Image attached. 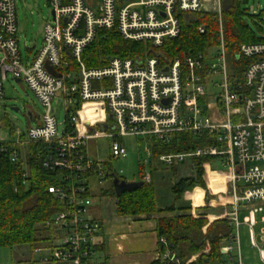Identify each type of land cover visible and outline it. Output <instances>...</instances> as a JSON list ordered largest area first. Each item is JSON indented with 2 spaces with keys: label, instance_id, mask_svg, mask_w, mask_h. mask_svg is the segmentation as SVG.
Here are the masks:
<instances>
[{
  "label": "built area",
  "instance_id": "built-area-1",
  "mask_svg": "<svg viewBox=\"0 0 264 264\" xmlns=\"http://www.w3.org/2000/svg\"><path fill=\"white\" fill-rule=\"evenodd\" d=\"M223 2L47 0L52 20L44 24L42 45L26 47L37 50L25 62L17 36L16 0H0V101L10 76L24 83L44 109L41 116L32 111L26 116L33 123L26 134L10 130L0 139V156L17 163L29 145H38L45 153L44 168L58 172L59 183L49 187V193L64 204L43 225L48 240L33 249L41 263L92 264L97 256L103 224L92 216L91 189L105 182V162L92 159L91 140L108 139L110 160L118 161L128 158L124 138L168 144L176 133L185 132L199 138L207 135L212 143L192 154L162 155L159 161L177 165L191 157H216L222 168L207 171L206 190L218 193L221 207L227 210L212 219L225 220L230 228L222 238L220 253L228 264H243L239 219L247 212L244 224L251 246L264 264V216L260 221L256 217L264 212L259 206L264 203V43L240 47L236 59L252 62L243 80H238L228 66ZM203 12L216 14L220 29L219 45L207 54L186 52L167 65H161L158 58H110L101 68H88L82 59L102 29H115L124 40L160 48L179 37L184 15ZM199 28L205 34L206 25ZM48 67L61 77L51 74ZM55 99L63 102L66 111L63 134L58 132ZM90 104L94 105L93 119L87 122L82 113ZM142 153L141 182L151 183L153 174L145 168L151 161V147L144 144ZM110 174L120 177L113 169ZM24 177H28L27 167ZM194 204L195 209L201 206ZM193 217L198 218V213ZM259 224L263 226L257 232ZM158 243L164 247L160 261L182 264L165 238ZM209 251L207 244L203 252Z\"/></svg>",
  "mask_w": 264,
  "mask_h": 264
},
{
  "label": "trees",
  "instance_id": "trees-1",
  "mask_svg": "<svg viewBox=\"0 0 264 264\" xmlns=\"http://www.w3.org/2000/svg\"><path fill=\"white\" fill-rule=\"evenodd\" d=\"M246 3L248 0H224L222 3L225 49L231 71L240 81L243 80L247 66L252 62L245 57L236 59L240 47L243 44L264 43V9L251 13L243 8ZM202 24L206 25L203 35L199 32V26ZM181 25L179 37L166 41L160 48L124 40L115 29H102L96 40L85 50L82 59L88 68L104 67L110 58H158L161 65H167L173 58L182 57L186 52L207 54L209 48L219 45L220 29L216 14H186L181 18ZM92 106L87 105L82 115L92 116ZM98 129H102V126ZM211 143L212 139L207 135L199 138L185 132L176 133L168 144L154 140L150 143L152 157L149 165L152 169V164L159 161L162 155L192 154L199 147ZM44 157L45 153L41 152L38 145H29L26 154L21 156L17 163H12L7 155L0 156V249L28 246L33 250L40 246L48 240L44 223L64 209V204L49 193L48 188L59 183L58 172L44 168ZM189 159L194 175L172 182V205L166 208L158 206L153 177L151 183H143L142 186L120 195L116 194L114 186L111 187L117 214L135 220H155L159 240L166 239L182 264H187L193 256L197 257L189 264H228L220 253L222 238L230 232L228 222L216 220L210 223L206 218L209 206L196 210L200 214L198 218L193 217L191 208L178 210L176 206L185 195L193 194L197 189L206 190L205 165L217 161L216 157ZM171 166L174 176H177V166ZM25 167L28 169L27 178L24 177ZM104 171L105 181L111 180L113 184L115 178L122 179L110 174L112 169L106 162ZM209 201L210 198L206 195V205ZM207 244L210 251L204 253ZM97 250H103L102 243L97 246ZM160 250L164 251V247L161 246ZM152 264L165 263L158 260Z\"/></svg>",
  "mask_w": 264,
  "mask_h": 264
},
{
  "label": "rangeland",
  "instance_id": "rangeland-1",
  "mask_svg": "<svg viewBox=\"0 0 264 264\" xmlns=\"http://www.w3.org/2000/svg\"><path fill=\"white\" fill-rule=\"evenodd\" d=\"M101 1V0H96ZM248 12H259L264 9V0H248L243 6ZM16 17L18 22V38L20 40V51L24 57L25 62L31 60L37 49L27 50L26 47L37 44L39 48L43 43V27L44 24L52 20L51 8L47 3V0H16ZM251 23V22H250ZM251 26L254 25L251 23ZM24 41L27 42V46L24 45ZM229 69L231 70L230 62L228 61ZM5 97L0 101V139L5 138L7 133L12 131H21L26 134L29 124H33L27 119V114L32 111L34 115L41 116L44 112L43 107L37 101L34 93H32L24 83H19L16 80H12L9 76L8 80L4 82ZM63 102L60 100H54L55 115L58 123V132L63 134L66 129V111ZM18 109L19 112L15 111ZM90 121V120H89ZM124 143L128 148V158L124 160H110L109 153V141L105 138L97 140H91L89 142V153L92 159L101 160L110 165L111 169L119 173L121 180H125L127 183L141 182L142 172L140 169L139 161L143 157V146L148 144L151 147L152 139H145L140 143L134 138H124ZM156 142V141H155ZM159 143V142H157ZM151 165H146V169L153 170L154 184L156 187L157 204L160 208H166L173 204V195L171 192L172 182L179 180V178L189 177L194 175L191 160L188 158L184 162L177 164V176L172 172V166L167 164H161L159 161ZM207 171L214 173L215 170L220 169V163L214 161L205 165ZM208 174L205 176L206 180ZM111 187L113 184L111 180L103 182L102 185H95L92 187V216L101 222L111 223L112 225H120L123 230L128 226V220L132 217H122L117 214V207L115 199L111 193ZM108 191V194H107ZM106 192V194H104ZM222 198L220 195L216 200V204H213V210L211 213L220 216L227 210L221 207ZM194 202L200 204L202 202V193L197 191L192 196L185 195V197L176 204L178 210L183 208H193ZM257 205L251 206L256 207ZM259 206L264 207V203ZM223 210V211H222ZM247 212L240 214V236H241V254L243 257V264H262L259 258L258 251L251 246L249 237V228L244 224V218L247 216ZM198 215H200L198 213ZM208 218V213L206 214ZM263 213L257 214V219L260 221ZM210 219V220H209ZM208 221H211L213 217H209ZM213 221V220H212ZM259 224L256 228L258 232L262 227ZM109 230H105L104 235H108ZM103 232H101L102 234ZM102 236V235H101ZM22 255H26L23 259H19ZM28 256L33 260H38L39 256L35 253L29 252L28 246H20L15 248H3L0 249V264H30L25 260H28ZM98 257V256H97ZM100 258V259H99ZM102 258L99 256L95 259V264H99ZM193 257L188 261L192 262ZM188 263V264H189Z\"/></svg>",
  "mask_w": 264,
  "mask_h": 264
},
{
  "label": "crops",
  "instance_id": "crops-1",
  "mask_svg": "<svg viewBox=\"0 0 264 264\" xmlns=\"http://www.w3.org/2000/svg\"><path fill=\"white\" fill-rule=\"evenodd\" d=\"M93 107V106H92ZM209 178V177H208ZM206 180V178H205ZM208 179L206 180V186ZM218 188L219 185L216 184L215 188ZM207 189V188H206ZM202 193V202L200 203V208L204 206H209L208 215L209 217H219L214 213H211L213 210V204H216L219 194H210L207 190L197 189V191ZM194 192V193H195ZM193 193V194H194ZM192 196V194H189ZM206 195L209 196L210 201L206 205ZM195 206V204H194ZM196 207L191 208V213H197ZM225 210V208H223ZM194 211V212H193ZM223 211V210H222ZM207 214V213H206ZM222 215V214H221ZM220 215V216H221ZM103 224V233L99 237V244H103V250L98 251L97 256L101 257L99 264H152L159 260L160 256V245L159 238L156 232V222L153 219H144V220H128V226L123 230V227L115 224ZM105 230L108 231V235L105 234ZM30 254L33 253V250L29 248ZM95 257L98 258V257ZM26 255H22L19 259H23ZM194 257V256H193ZM30 264H44L40 262V257L38 260H33L32 257L28 256ZM100 259V258H99ZM196 259V257H195ZM48 264H71V263H48ZM92 264H95L93 260Z\"/></svg>",
  "mask_w": 264,
  "mask_h": 264
},
{
  "label": "water",
  "instance_id": "water-1",
  "mask_svg": "<svg viewBox=\"0 0 264 264\" xmlns=\"http://www.w3.org/2000/svg\"><path fill=\"white\" fill-rule=\"evenodd\" d=\"M26 41H24L25 43ZM35 47V46H34ZM48 70L51 74H53L54 76L60 78V74L57 73L54 69H52L51 67H48ZM15 111L19 112L18 109H15ZM27 116H31V112L29 111ZM143 182H137V183H127L125 180H120L119 178H115L113 180V186L114 189L116 191L117 195H120L122 192H126L129 190H133L138 186H142Z\"/></svg>",
  "mask_w": 264,
  "mask_h": 264
},
{
  "label": "bare ground",
  "instance_id": "bare-ground-1",
  "mask_svg": "<svg viewBox=\"0 0 264 264\" xmlns=\"http://www.w3.org/2000/svg\"><path fill=\"white\" fill-rule=\"evenodd\" d=\"M86 106L87 105H85V108H86ZM94 106V105H93ZM85 111V110H84ZM92 116H88V117H86V116H83V119L85 120V121H87V122H90L89 120H91V119H93V118H91ZM92 121V120H91Z\"/></svg>",
  "mask_w": 264,
  "mask_h": 264
}]
</instances>
